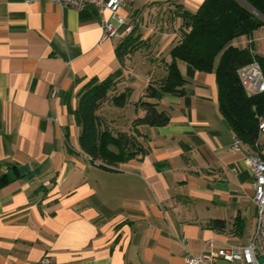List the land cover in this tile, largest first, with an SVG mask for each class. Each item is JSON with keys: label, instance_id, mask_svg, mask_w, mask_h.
<instances>
[{"label": "crops", "instance_id": "crops-1", "mask_svg": "<svg viewBox=\"0 0 264 264\" xmlns=\"http://www.w3.org/2000/svg\"><path fill=\"white\" fill-rule=\"evenodd\" d=\"M132 1L119 9L125 23L141 10ZM172 1L196 11L204 0L148 4ZM166 18L152 35L137 25L133 34L147 44L122 65L124 23L113 20L119 34L101 39L109 9L0 0V264H185L210 238L249 241L256 206L245 157L255 149L244 142L232 148L236 134L222 111L216 72L179 60L184 93L149 98L169 114L168 123H133L144 114L137 102L148 83L167 73L160 58L171 60L177 26L165 32ZM235 40L253 42L264 55V25ZM138 53L146 67L140 74ZM119 69V90L132 89L129 103L102 111L143 150L111 169L81 150L72 111L85 84ZM258 143L264 157V132Z\"/></svg>", "mask_w": 264, "mask_h": 264}, {"label": "trees", "instance_id": "trees-1", "mask_svg": "<svg viewBox=\"0 0 264 264\" xmlns=\"http://www.w3.org/2000/svg\"><path fill=\"white\" fill-rule=\"evenodd\" d=\"M171 3L176 6L171 17L177 14L182 18V24L175 28L177 35L169 52L171 60L167 62L160 58V62H164L167 67V73L148 83L144 96L137 102L144 114L133 121L134 125L157 126L168 123L169 114L159 109L149 98L184 93L186 79L177 64L182 60L198 70L216 72L221 83L224 115L236 137L258 150L259 125L264 116V91L248 95L238 69L255 59L264 74V55L257 53L253 42L237 45L233 40L240 36L250 39L254 31L264 25V18L254 12L264 15V0H204L196 11L176 1ZM132 25V31L126 32L117 44L122 65L147 44L141 39L140 33L133 34L137 25ZM147 54L150 56L152 52ZM123 81L122 69L103 80H90L82 88L78 105L72 111L81 126V150L93 162L111 169L143 150L136 135L113 127L114 120L102 111L103 106L109 103L118 108L128 105L132 89L119 90Z\"/></svg>", "mask_w": 264, "mask_h": 264}, {"label": "built area", "instance_id": "built-area-1", "mask_svg": "<svg viewBox=\"0 0 264 264\" xmlns=\"http://www.w3.org/2000/svg\"><path fill=\"white\" fill-rule=\"evenodd\" d=\"M35 2L41 0H26ZM61 7H70L82 10L89 5H96L101 10L109 9L112 19H102V40L113 39L119 34V29L113 20L124 23L125 32H131L133 25L125 23L119 16L118 9L126 3V0H47ZM238 75L248 95L264 91V74L257 60L241 66ZM260 131L264 132V121L260 122ZM242 140L235 138L232 148L237 150ZM257 148V147H256ZM249 152L245 157V163L252 174L254 188V202L256 206V219L252 235L247 243L231 244L218 242L210 238L205 241L199 253L188 252L185 264H264V157L257 149ZM263 258V261H261ZM221 261V263H219ZM49 262V260H45Z\"/></svg>", "mask_w": 264, "mask_h": 264}, {"label": "rangeland", "instance_id": "rangeland-1", "mask_svg": "<svg viewBox=\"0 0 264 264\" xmlns=\"http://www.w3.org/2000/svg\"><path fill=\"white\" fill-rule=\"evenodd\" d=\"M132 5L134 6V9L140 8L141 10L137 11L134 13V15H132L133 17V22H129L135 25H140L141 27L144 28V33L146 35H152L153 34V29L159 31L161 30V27H163L161 25V22L159 21V17L162 15H165L166 13V21H165V25L166 27H168L165 32H169L168 30H173L174 27L172 26H180L182 24V18L181 17H177V19H175L176 16L174 17H169L168 16V10L170 11H174L176 6L172 3L166 4V2H155V4L151 5L148 3L153 2V0H133L132 1ZM156 5V6H155ZM121 8V7H120ZM119 8V9H120ZM118 9V14L121 18H126L125 16H122L120 13V10ZM129 19H131V17L129 16ZM158 19V20H157ZM179 20V25H177L176 21ZM150 23V24H149ZM150 27V28H147ZM170 34V33H169ZM170 36L167 35L164 37V40L161 41V43H159L161 46L163 45V43L167 42L169 40ZM119 40V38H118ZM236 40H233V42ZM144 55V54H142ZM142 55L140 53H138L136 55V70L135 72H139V74L141 72L146 71V67L141 65V58ZM221 263V261L219 262Z\"/></svg>", "mask_w": 264, "mask_h": 264}, {"label": "water", "instance_id": "water-1", "mask_svg": "<svg viewBox=\"0 0 264 264\" xmlns=\"http://www.w3.org/2000/svg\"><path fill=\"white\" fill-rule=\"evenodd\" d=\"M252 9H253V8H252ZM253 10H254V9H253ZM254 12H255V13H257L258 15H260L261 17H263V18H264V15H262V14H261V13H259L258 11H255V10H254ZM261 261H263V258H261Z\"/></svg>", "mask_w": 264, "mask_h": 264}]
</instances>
